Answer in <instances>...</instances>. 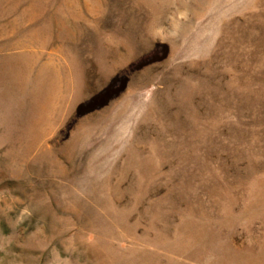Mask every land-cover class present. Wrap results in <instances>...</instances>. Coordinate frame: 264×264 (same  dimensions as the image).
Listing matches in <instances>:
<instances>
[{
    "label": "rangeland",
    "instance_id": "rangeland-1",
    "mask_svg": "<svg viewBox=\"0 0 264 264\" xmlns=\"http://www.w3.org/2000/svg\"><path fill=\"white\" fill-rule=\"evenodd\" d=\"M0 264H264V0H0Z\"/></svg>",
    "mask_w": 264,
    "mask_h": 264
}]
</instances>
